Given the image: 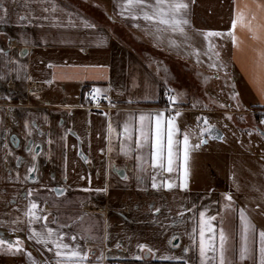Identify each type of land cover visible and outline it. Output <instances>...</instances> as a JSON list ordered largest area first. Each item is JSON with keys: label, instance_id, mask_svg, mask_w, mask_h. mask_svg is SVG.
I'll return each instance as SVG.
<instances>
[{"label": "crops", "instance_id": "crops-1", "mask_svg": "<svg viewBox=\"0 0 264 264\" xmlns=\"http://www.w3.org/2000/svg\"><path fill=\"white\" fill-rule=\"evenodd\" d=\"M186 2L185 33L167 31L158 38L142 18L120 15V0H3L8 16L0 23V48L7 53H0V239L19 237L37 262L52 260V252L28 239L26 222L10 223L17 217L27 220L29 201L47 216L32 227L39 230L47 223L64 233L65 243L89 253L87 264L108 249H115L120 264H199L204 206L206 216H216L211 223L217 244L221 227L229 245L237 238L241 208L258 230L264 229V159L234 137L257 133L252 112L264 109V62L258 63L264 52V28L259 27L264 8L258 5L264 0ZM237 11L244 13L246 26L237 21L233 29ZM20 15L36 19L18 23ZM210 31L223 33L212 38L219 56L211 60L203 39ZM254 32L260 40L252 38ZM90 88L108 96L109 103L92 107L84 96ZM164 91L177 100L166 104ZM158 111L165 118L179 111L177 126L181 133L186 127L194 131L192 144L207 127L197 117L207 118L215 130L211 136L203 133L205 143L191 150L186 188L179 187L177 173L164 174L174 187L162 186L158 178L161 186L152 188L150 165L140 173L134 142L123 139L129 115ZM178 138L182 141V135ZM122 143L133 148L127 156ZM137 175L144 179L138 182ZM141 244L147 247L138 248ZM178 256L184 260L165 258ZM0 264H29V259L24 251H0Z\"/></svg>", "mask_w": 264, "mask_h": 264}, {"label": "snow or ice", "instance_id": "snow-or-ice-1", "mask_svg": "<svg viewBox=\"0 0 264 264\" xmlns=\"http://www.w3.org/2000/svg\"><path fill=\"white\" fill-rule=\"evenodd\" d=\"M14 2V0H13ZM119 14L121 16L130 17L133 21L142 18L147 24L153 27L158 34H162L167 31L173 33H185L186 26L189 25V20L187 19V9L189 8V3L186 0H120L119 3ZM260 8H264V5H258ZM44 12H48V8L43 9ZM0 23L7 22L8 9L4 6L3 0H0ZM255 18V16H253ZM35 17L29 18L24 15L18 17V23L27 22L31 24ZM41 19H48L47 16L41 17ZM237 21L241 22L242 26L244 24L245 15L242 11H237L236 18L232 21V27L235 29ZM73 22L69 19L68 24L71 25ZM86 27H93V25L85 24ZM134 26L139 27L138 24ZM249 31L252 29L250 26ZM264 28V26H259ZM223 33L221 32H205L203 33V39L207 44L206 54L209 55L211 60L212 55L219 56L218 52H213L215 44L213 43L214 37H221ZM232 37L233 44L237 42V38L230 31L228 33ZM252 38L254 40H260L261 36L254 32ZM187 39V37H185ZM174 43V42H173ZM197 53L199 50H196ZM0 53H4V49L0 48ZM7 55V53H4ZM26 54V53H25ZM259 62H264V52L259 54ZM216 63L211 64V67H220ZM52 67V65H49ZM219 78V77H217ZM95 91L99 92V89ZM236 95L235 93L233 94ZM262 95H264V90H262ZM177 100L176 96L169 95V101L174 102ZM131 102V101H130ZM237 106L239 104L237 103ZM179 111H175L174 115H170L165 118L162 111L155 113H145L140 112L138 116L129 115L128 119L123 124V139L127 142H134L135 150L137 155L135 159L137 161V169L140 173L146 171V165H150L152 169L151 173V186L152 188H157L158 186H164L167 188L174 187L175 181L171 176L165 177V173L172 174L177 173L181 183L179 187H187V177L188 172V162L190 157V152L193 148L199 147L202 143H205L203 139V133L207 132L210 136L215 134L214 128L209 125L207 118L197 117L198 121H203V124L207 127L200 128V133L197 135V143L192 144L191 137L194 135V131L191 128L186 127L181 133V129L177 126L176 117L180 116ZM231 117H229L230 119ZM261 124H264V119H261ZM32 127H36L34 122ZM29 128V123L25 122V129ZM113 131L112 126L109 125V132ZM42 134V133H41ZM178 135H182V141L178 138ZM251 135V132H249ZM264 135V133H261ZM219 138V137H217ZM13 142H15V137H13ZM147 149V156L144 154V150ZM121 152L126 156L133 151L131 143L128 144L127 149L125 145L121 144ZM35 159V156H33ZM17 160L19 158L17 157ZM35 168L33 165L29 168L31 172ZM123 179H128L125 175ZM158 178L161 184H158ZM144 179L142 175H137V181L140 182ZM31 195V192L28 193ZM225 199L228 201L232 200V196L228 193L224 194ZM226 207H231V204ZM196 205H193V209ZM37 204L33 201H29L27 210L24 212V216L27 220L24 221L20 217L10 223L18 225L21 223H27L28 225V239L35 240L36 243L41 244L49 252L53 253L52 260L47 258L37 262L28 252L23 249V241L19 237L16 238L15 242L8 241L5 239H0V251L7 252L11 254H16L24 251V254L29 259V264H87L89 253L83 251L79 244L70 245L64 242V233L57 229H53L48 226L47 223L41 225V228L37 230L32 227V225L37 222L44 220L47 221L46 215H41L37 211ZM186 211H191V209H185ZM159 211V210H157ZM208 212V207L204 206L202 210L199 211V264H233V259L228 255L229 252L232 256H235L239 264H264V229L258 230L255 224L246 214L244 208L239 210V232L237 238L233 239L231 245H229V237L224 231L223 227L219 230V243H216L217 233L215 231L214 225L211 223L216 220V216H206ZM195 216L193 217V219ZM62 225L61 227H64ZM18 229L14 228L13 231ZM211 233L210 236L206 238L205 233ZM196 233V228L193 227L192 234ZM72 239L75 241L76 237L73 236ZM177 239V237H173ZM6 245V247H4ZM51 245V247H49ZM119 248L120 245L117 244ZM140 249H144L146 245H138ZM149 253L153 252V249L147 248ZM184 253L189 251V248L183 249ZM103 258V253L101 257L97 258V264ZM166 259L184 260L183 256L178 257H165ZM187 264V261H184Z\"/></svg>", "mask_w": 264, "mask_h": 264}, {"label": "built area", "instance_id": "built-area-1", "mask_svg": "<svg viewBox=\"0 0 264 264\" xmlns=\"http://www.w3.org/2000/svg\"><path fill=\"white\" fill-rule=\"evenodd\" d=\"M10 43V42H9ZM169 95H173L174 93L169 91L163 92V98L166 104H169ZM85 98L89 101L90 105L95 108H101L105 104L109 103V97L105 95H98L94 88H90L84 93ZM252 115L255 118L256 125L261 131H264V124H261V119H264V109L255 110L252 112ZM103 253V258L99 261V264H118L117 258L114 256L116 251L115 249H108L103 252H97L90 264H97V258L101 257Z\"/></svg>", "mask_w": 264, "mask_h": 264}, {"label": "rangeland", "instance_id": "rangeland-1", "mask_svg": "<svg viewBox=\"0 0 264 264\" xmlns=\"http://www.w3.org/2000/svg\"><path fill=\"white\" fill-rule=\"evenodd\" d=\"M220 90L224 91L222 96H223V98H226L228 95L227 91L223 90V88H220ZM250 111H253V110H250ZM218 121L222 122V123H226L227 119L220 118ZM234 137L237 138V140H240V144L245 145L247 148L252 150V152H254V156L256 158L264 159V148H263L264 147V139L262 137H260L257 133L251 132V135H249V132H247V134L243 137L239 136V135H237V136L235 135Z\"/></svg>", "mask_w": 264, "mask_h": 264}, {"label": "water", "instance_id": "water-1", "mask_svg": "<svg viewBox=\"0 0 264 264\" xmlns=\"http://www.w3.org/2000/svg\"><path fill=\"white\" fill-rule=\"evenodd\" d=\"M256 132H257V134H258L260 137H262V138L264 139V135H261V133H264V131H261L260 129H257ZM117 175H118L119 177H122V176H123V171H118V172H117Z\"/></svg>", "mask_w": 264, "mask_h": 264}, {"label": "flooded vegetation", "instance_id": "flooded-vegetation-1", "mask_svg": "<svg viewBox=\"0 0 264 264\" xmlns=\"http://www.w3.org/2000/svg\"><path fill=\"white\" fill-rule=\"evenodd\" d=\"M9 42H10V41H7V46H8V47H10V46H11V42H10V43H9ZM31 87H32V89H34V88H36V87H37V85H35V84H32V85H31ZM93 257H94V256H93ZM93 257H92V259H93ZM92 259H91V260H92ZM117 262H118V261H117ZM118 264H120V263L118 262Z\"/></svg>", "mask_w": 264, "mask_h": 264}, {"label": "trees", "instance_id": "trees-1", "mask_svg": "<svg viewBox=\"0 0 264 264\" xmlns=\"http://www.w3.org/2000/svg\"><path fill=\"white\" fill-rule=\"evenodd\" d=\"M161 100L163 101V97H161ZM257 110H259V109H257ZM257 129H259V128H258V126L255 124V125H254V130L256 131ZM140 263H141V262H139V263H135V264H140Z\"/></svg>", "mask_w": 264, "mask_h": 264}]
</instances>
